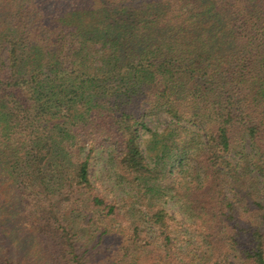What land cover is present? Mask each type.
Instances as JSON below:
<instances>
[{"label":"trees","instance_id":"16d2710c","mask_svg":"<svg viewBox=\"0 0 264 264\" xmlns=\"http://www.w3.org/2000/svg\"><path fill=\"white\" fill-rule=\"evenodd\" d=\"M143 129L162 262L264 264V0H0V226L40 208L68 263L88 264L69 210L119 214L91 177L105 147L148 192ZM173 196L203 222L181 224Z\"/></svg>","mask_w":264,"mask_h":264},{"label":"rangeland","instance_id":"374dc122","mask_svg":"<svg viewBox=\"0 0 264 264\" xmlns=\"http://www.w3.org/2000/svg\"><path fill=\"white\" fill-rule=\"evenodd\" d=\"M146 120L151 131H162L169 122L168 117L162 113ZM193 131L198 133L196 129ZM141 135L143 150L155 169L144 182L150 183L148 192L142 190L143 186L137 190L132 187L118 169L111 147H105L94 155L91 177L100 194L110 202L118 203L119 214L105 218L102 212H91L87 206L69 210L67 223L79 232L76 240L83 257L90 260L88 264H164L156 247L154 228L146 222V203L151 205L160 200V196L150 192V186L154 183L160 184L164 175L160 176L162 173H158L160 169L156 162L161 161L153 147V143L155 148L157 143L153 134L143 129ZM200 136L204 139L202 133ZM162 162L172 163L171 160ZM189 176L187 174L188 178ZM178 177L180 178V174ZM166 206L187 228L203 222L195 212L197 204L193 197H169ZM37 210L30 208L27 218L21 222H5L0 226V264H69L64 241L58 236L60 233L51 222H41L39 216L42 209ZM186 227L182 232H186ZM7 228L12 230L11 236L5 235ZM106 229L108 233L101 241L98 240L99 235ZM229 258L231 262L234 261L232 254Z\"/></svg>","mask_w":264,"mask_h":264}]
</instances>
